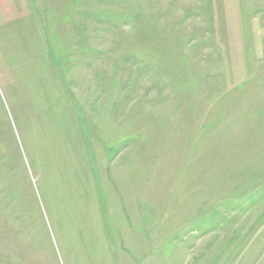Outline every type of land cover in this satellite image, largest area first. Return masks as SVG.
Returning <instances> with one entry per match:
<instances>
[{"label":"rangeland","instance_id":"374dc122","mask_svg":"<svg viewBox=\"0 0 264 264\" xmlns=\"http://www.w3.org/2000/svg\"><path fill=\"white\" fill-rule=\"evenodd\" d=\"M0 264H264V0H0Z\"/></svg>","mask_w":264,"mask_h":264},{"label":"bare ground","instance_id":"6f19581e","mask_svg":"<svg viewBox=\"0 0 264 264\" xmlns=\"http://www.w3.org/2000/svg\"><path fill=\"white\" fill-rule=\"evenodd\" d=\"M96 244V243H95Z\"/></svg>","mask_w":264,"mask_h":264}]
</instances>
